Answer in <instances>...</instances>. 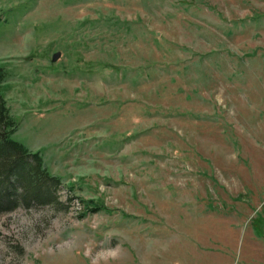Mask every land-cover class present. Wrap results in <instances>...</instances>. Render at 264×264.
<instances>
[{
    "label": "rangeland",
    "instance_id": "obj_1",
    "mask_svg": "<svg viewBox=\"0 0 264 264\" xmlns=\"http://www.w3.org/2000/svg\"><path fill=\"white\" fill-rule=\"evenodd\" d=\"M0 62L61 180L0 264H264V0H0Z\"/></svg>",
    "mask_w": 264,
    "mask_h": 264
},
{
    "label": "trees",
    "instance_id": "obj_2",
    "mask_svg": "<svg viewBox=\"0 0 264 264\" xmlns=\"http://www.w3.org/2000/svg\"><path fill=\"white\" fill-rule=\"evenodd\" d=\"M6 70L0 62V85L6 79ZM17 120L10 113L0 87V213L17 206H29L32 201L48 202L54 199L51 188L60 179L47 169L39 150H31L14 138ZM86 206L92 200L81 199Z\"/></svg>",
    "mask_w": 264,
    "mask_h": 264
},
{
    "label": "water",
    "instance_id": "obj_3",
    "mask_svg": "<svg viewBox=\"0 0 264 264\" xmlns=\"http://www.w3.org/2000/svg\"><path fill=\"white\" fill-rule=\"evenodd\" d=\"M60 55V51L54 52L52 55V60H56V58Z\"/></svg>",
    "mask_w": 264,
    "mask_h": 264
}]
</instances>
